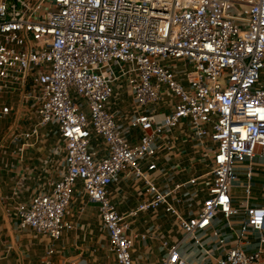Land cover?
<instances>
[{
  "label": "built area",
  "instance_id": "built-area-1",
  "mask_svg": "<svg viewBox=\"0 0 264 264\" xmlns=\"http://www.w3.org/2000/svg\"><path fill=\"white\" fill-rule=\"evenodd\" d=\"M263 68L264 0H0V120L20 112L9 143L23 156L53 124L63 156L15 204L17 227L51 241L40 264L72 228L78 185L116 264H137L138 242L157 264H260L264 206H236L231 187L247 161L248 196L264 159ZM128 177L142 199L122 211Z\"/></svg>",
  "mask_w": 264,
  "mask_h": 264
},
{
  "label": "crops",
  "instance_id": "crops-1",
  "mask_svg": "<svg viewBox=\"0 0 264 264\" xmlns=\"http://www.w3.org/2000/svg\"><path fill=\"white\" fill-rule=\"evenodd\" d=\"M264 73V68L261 70V75ZM261 84L264 86V80L260 78ZM15 114L6 117L3 120L12 121L13 123L18 120L20 112L17 108L14 111ZM10 125L6 128L9 130ZM10 133V132H9ZM0 148L4 150L8 149V153L5 152L0 153V178L3 180L5 175L12 172L14 176H11L13 180L15 176L19 174V172H15L14 169L20 168L23 165V158L27 157L26 153L31 150L39 151L40 148L35 146L26 150L23 156H19V154L15 151L13 146L7 147L0 145ZM6 148V149H4ZM2 151V150H1ZM247 161H242L237 164L236 170L237 174L241 172L244 175L245 165ZM253 176L250 180L251 190L248 196L244 195V185L247 180L245 177L240 180L238 179L232 184L231 187V195L233 198V202L239 199V206H243L245 203L248 206H264V159L256 157L252 162ZM58 176V175H57ZM17 179V178H15ZM0 180V216L3 220L7 222L9 219L15 220L17 223V218L15 215V204L19 200H26L30 197L34 192L39 190L40 188H33L29 191V196L23 198L21 194L20 187H17V184L10 187V190H3V186L1 185ZM17 183V182H16ZM121 186V182L119 183ZM239 185L242 189V194L238 197L234 194V188ZM255 188V191L258 192L255 194L252 192V188ZM113 189V186L110 187ZM129 195V194H128ZM137 201L142 199V194H136ZM93 205L95 211L90 214L88 217L85 213L86 206ZM128 206L125 205L124 208H121L124 211ZM65 218L71 222L72 228L66 231L60 240L54 243L55 254L52 256L51 264H77L79 261L85 262L86 259L83 255L84 252L88 256H92L93 259L96 257H100L101 259H105L108 257V254L112 253L108 250V235L107 231L102 226L100 218L98 216L97 208L94 204L88 202L86 195L77 189L72 196L71 204L66 212ZM96 223L98 227L97 234H95V230L93 228V224ZM12 226L7 223H3L0 225V229L4 228L5 231V240L1 239L0 234V260H4L7 264H40L41 258L44 256L47 247L50 244V239L41 234L34 233L31 229H17L13 234L14 229ZM11 228V229H10ZM18 228V227H17ZM12 230V233L9 231ZM7 236V237H6ZM248 240L250 241L246 244L248 248H253V245L257 243L256 234L252 233L249 235ZM88 243L86 246V251L80 247V245ZM80 244V245H78ZM80 248V250L76 254H72L73 250L76 251ZM148 245L146 243L138 242L133 250L132 256L137 264H157L156 261L152 258L151 255L148 254ZM113 260L114 256L112 255ZM152 258V259H151ZM264 263V255H262L260 264Z\"/></svg>",
  "mask_w": 264,
  "mask_h": 264
},
{
  "label": "rangeland",
  "instance_id": "rangeland-1",
  "mask_svg": "<svg viewBox=\"0 0 264 264\" xmlns=\"http://www.w3.org/2000/svg\"><path fill=\"white\" fill-rule=\"evenodd\" d=\"M180 63H178L179 65ZM261 79L264 80V73L261 75ZM120 101L123 103H126L128 105L129 102V97L124 94L122 97H120ZM123 105V104H122ZM7 120H0V145L2 146H7L11 147V144L9 143V132L7 130V126L12 123V121ZM29 122H31L32 118L27 119ZM42 132L44 136H46V140L40 144L38 147L40 148L39 151L31 150L28 153H26L27 157L23 158V165L20 168L14 169L15 172H19L17 179H11V176H14L12 172L7 174V177L5 175V178L1 180V185L3 186V190H10V187L14 186L17 184V187L21 188V191H23V194L21 196L23 198L29 196V191L32 190L33 188H42L46 186V183L49 179H54L57 177V175L62 171L63 166H62V161H63V156L62 153L57 154V155H51L49 153L50 147L54 144L56 140V131H55V126L53 124H48L42 129ZM6 149V148H4ZM2 150V151H1ZM5 152L4 154L8 153V149L4 150L0 148V153ZM238 176L241 179H243L244 175L238 173ZM17 182V183H16ZM121 186L126 189L125 192L128 195V200H126L124 203L120 202V199L118 197L115 198V202L117 203L119 209L124 208L125 205L130 206L134 205L137 202V192L135 189L138 188H143L141 182L138 179H135L133 177H128V178H122L121 180ZM78 188L80 189V185H78ZM252 192L257 194L258 192L255 191V188H252ZM234 194H236L238 197L241 196L242 194V189L239 185H237L236 188H234ZM239 199L235 201V205L239 206ZM96 207V206H95ZM95 211L93 205H88L86 206V215L89 217L90 214H92ZM148 216H143L142 218H147ZM223 220L222 223L223 224ZM3 223L10 224L13 231V234L15 235L17 232L16 230L19 229L17 228V223L13 219H9L7 222L6 220H3L2 217L0 216V225ZM10 228V229H11ZM93 228L95 230V234H97L98 227L96 223L93 224ZM5 229L1 228L0 229V234H1V239L5 240ZM12 233V230L9 231ZM7 237V236H6ZM80 245V244H78ZM88 243L80 245L81 248L84 250L86 249V246ZM256 245V244H255ZM80 248L76 251L73 250L72 254H76ZM86 251V250H85ZM86 263L79 261L77 264H116V262L113 260L112 255L108 254V257H106L104 260L101 259L100 257H96V259H93L92 256H88L86 252L83 253ZM152 259V258H151ZM4 260H0V264H7L6 262L3 263ZM14 262H11L13 264ZM264 264V263H263Z\"/></svg>",
  "mask_w": 264,
  "mask_h": 264
}]
</instances>
